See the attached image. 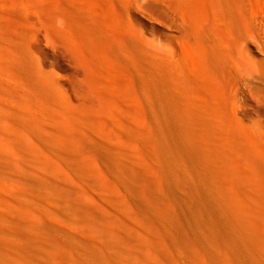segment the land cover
Segmentation results:
<instances>
[{"label":"rangeland","instance_id":"obj_1","mask_svg":"<svg viewBox=\"0 0 264 264\" xmlns=\"http://www.w3.org/2000/svg\"><path fill=\"white\" fill-rule=\"evenodd\" d=\"M132 18L175 55L176 28L160 5L142 2ZM31 40L38 65L71 94L74 64ZM249 51L263 55L254 43ZM168 83L139 84L153 105L132 116L151 118L153 132L127 137L119 153L93 134L95 109H56L47 137L78 156L0 159V264H264V111L251 133L214 130L181 113Z\"/></svg>","mask_w":264,"mask_h":264},{"label":"bare ground","instance_id":"obj_2","mask_svg":"<svg viewBox=\"0 0 264 264\" xmlns=\"http://www.w3.org/2000/svg\"><path fill=\"white\" fill-rule=\"evenodd\" d=\"M142 2L160 5L176 26L175 55L137 31L132 17ZM31 39L74 64L71 94L38 65ZM251 43L261 58L251 55ZM121 62L125 73L117 72ZM149 79L169 82L188 119L253 132L249 122L264 111V0H0V159L78 156V147L47 137L57 127L49 115L56 109H95L93 134L119 153L127 137L153 132L151 118L132 116L153 105L137 93Z\"/></svg>","mask_w":264,"mask_h":264}]
</instances>
